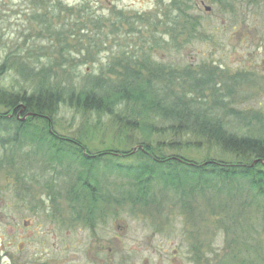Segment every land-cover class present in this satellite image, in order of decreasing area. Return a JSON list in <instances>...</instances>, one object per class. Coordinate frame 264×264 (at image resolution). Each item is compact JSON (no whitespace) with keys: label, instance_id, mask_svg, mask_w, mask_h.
Returning <instances> with one entry per match:
<instances>
[{"label":"rangeland","instance_id":"1","mask_svg":"<svg viewBox=\"0 0 264 264\" xmlns=\"http://www.w3.org/2000/svg\"><path fill=\"white\" fill-rule=\"evenodd\" d=\"M170 1L0 0V87L58 92L63 101L51 115V128L91 153H129L114 159L121 164L139 162L143 140L137 130L113 121L125 116L122 105L110 113L82 111L66 103L69 95H108L136 78L148 81L168 106L192 88L187 69L212 71L210 85L220 94L231 90L224 108L260 119L250 124L225 115V127L262 134L264 0H196L190 14L199 25L193 31L178 29L183 21L175 19ZM211 92L186 96L222 115ZM6 110L0 106V113ZM36 121L30 122L44 126ZM1 137L7 136L0 134V264H244L264 258V220L245 182L240 188L219 182V190L194 186L180 200L169 180L158 181L143 204L125 200L124 192L110 196L111 187L116 193L119 184L128 186L125 178L108 174L94 209L77 190L81 168L75 158L51 160L55 149L30 134L17 135L14 146L9 137L3 146ZM162 138L152 135L151 145ZM166 153L194 161L212 154L184 144Z\"/></svg>","mask_w":264,"mask_h":264},{"label":"trees","instance_id":"2","mask_svg":"<svg viewBox=\"0 0 264 264\" xmlns=\"http://www.w3.org/2000/svg\"><path fill=\"white\" fill-rule=\"evenodd\" d=\"M195 1H170V9H174L178 14L175 19L179 17L183 21L178 29L193 31L198 27V17L190 14L194 9ZM172 23H174L173 18ZM2 70L3 65H0V75ZM189 73L191 74L189 75ZM212 73V71L197 73L187 69L185 76L189 75L192 88L185 89L187 92L184 95L181 94L179 99L174 97L175 99L170 101L168 106L159 99L158 95L154 94L151 89L153 87L148 81L136 80V78H134V82L131 81L123 85L120 90L108 95H96L92 91H79L74 97L69 95L65 99L69 106L82 111L110 113L114 106L121 104L125 116L114 115L113 121L123 128L137 130L143 139L140 141L143 149L137 150L139 162L134 164L114 162L117 156L129 154L127 152L116 154L113 151H102L100 154L91 153L89 158L80 153L76 154L74 151L78 152L84 148L79 144V141L65 138L51 128V115L63 99L58 92L43 88L26 94L25 92H9L0 87V106L7 108L5 112L0 113V134L5 133L7 136V138L1 137V143L3 146H8L9 137L14 146L18 140L17 135L30 134L33 137L31 139L37 143H45L50 149L59 151L58 155L50 157L51 160L72 161L75 158L82 169L80 172L78 171V177L82 181L83 193L92 198L93 202L99 197L98 185L101 182V177L114 173L122 179L125 178L128 188L119 184L118 188L121 190L115 193V189L111 187L110 196L116 194L119 196V192L120 195L124 192L127 194V197H124L125 200L128 198V200L143 204L149 197V191L158 181L169 180L178 189L180 200L185 199L190 194V188L194 186L197 189L201 188V191L207 188L219 190L220 186H217L219 182L223 183L224 187L226 183L234 182L239 188L243 187L241 182H245L248 189L253 191L252 196L259 204L256 212L264 220V135H262L264 132L254 136L231 131L225 127V124H230L225 115L234 114L238 120L245 119L244 121L250 124L253 121H260V119L254 114H247V117H244L246 116L245 112L241 110L224 108V99L230 96L231 90L220 94L217 87L211 86L210 75ZM173 74L174 71H171V77L175 76H172ZM206 90L212 91L213 102L222 106V115L208 109L205 104H202L203 101L199 97L195 99L194 96H191L193 98L188 99L186 96L188 92L204 96ZM215 97H219V99ZM21 104L24 106L23 113H33L32 118L42 121L44 126L41 127L34 122L32 124L30 121L21 123L15 119V113L9 117L10 110L20 109ZM153 120H160L165 124L157 127L152 123ZM47 126L52 129V132L48 131ZM152 135L163 138L152 146L150 139ZM56 136H60L62 140L59 142L61 143L59 146L56 144ZM168 136H175V138L169 139ZM184 136L188 137L187 140H175ZM65 142H69V145ZM179 144L196 149L204 146L206 151L212 152V154L202 161H194L177 153H166V149H177ZM13 146L11 148L16 147ZM69 165L71 168L73 163L69 162ZM85 170H87V179L84 178ZM86 180L90 186L83 183ZM130 186L133 190L131 192ZM243 260H246L244 264H264V258L262 260L256 258L251 260V263L248 258Z\"/></svg>","mask_w":264,"mask_h":264},{"label":"flooded vegetation","instance_id":"3","mask_svg":"<svg viewBox=\"0 0 264 264\" xmlns=\"http://www.w3.org/2000/svg\"><path fill=\"white\" fill-rule=\"evenodd\" d=\"M23 111H24V109L23 110H21V109H12V110H10V112H9V117L10 116H12V114H14L15 113V119H17L19 122H21V123H24V122H26V121H35L36 119H34V118H32V117H24L27 113L26 112H24L23 113ZM49 123V122H48ZM48 126H49V124H47ZM47 126V127H48ZM48 131L49 132H52V129L51 128H49L48 127ZM56 144L59 146V144H61V143H59V142H61L62 140H61V137L59 136H56ZM66 144H68L69 145V142H65ZM74 151V150H73ZM76 154H81V155H83V156H85L86 158H89L90 156H91V152H89V151H87L85 148H81V150L80 151H74ZM100 153H102V152H96V153H92V154H100ZM59 154V151H57V150H54L53 151V155L54 156H56V155H58ZM57 161V160H56ZM82 170V169H81ZM86 171V174H85V176H84V178L85 179H87V170H85ZM76 180H75V183H76V185H77V190L78 191H82V185H81V183H82V181H80L81 180V178L80 177H78V172L76 173ZM103 180H104V178L103 177H101V184H102V182H103ZM83 183H85L86 184V186H90V184H88L87 183V180L86 181H84ZM92 184V183H91ZM101 195H100V197L99 198H96V200L97 199H100V201H101ZM96 200H94V202H93V200H92V198H89V205L91 206V207H94V209H95V207H96V205L94 204L95 203V201ZM95 205V206H94Z\"/></svg>","mask_w":264,"mask_h":264},{"label":"water","instance_id":"4","mask_svg":"<svg viewBox=\"0 0 264 264\" xmlns=\"http://www.w3.org/2000/svg\"><path fill=\"white\" fill-rule=\"evenodd\" d=\"M20 108H21V110H22V109L24 108V106L21 105ZM27 115H29V116H33L32 113H27L25 116H27ZM25 116H24V117H25ZM139 148L142 149V146H139Z\"/></svg>","mask_w":264,"mask_h":264}]
</instances>
